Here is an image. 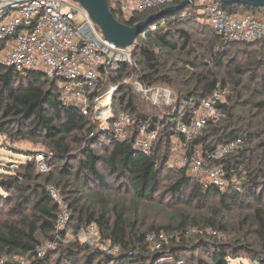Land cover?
<instances>
[{"label": "trees", "instance_id": "obj_1", "mask_svg": "<svg viewBox=\"0 0 264 264\" xmlns=\"http://www.w3.org/2000/svg\"><path fill=\"white\" fill-rule=\"evenodd\" d=\"M181 1L176 0L174 4ZM164 7L139 12L127 22L109 1V8L116 18L129 25L144 20ZM192 8L191 4L183 11L156 20L153 24L156 29L149 26L138 36V43L133 46L135 65L122 63L114 74V80H119L137 71L138 80L143 85L166 84L178 93L175 104L167 105V112L164 113L154 109H139L135 95L129 89L131 85H121L117 105L133 118L127 140L115 138L111 130L98 131L93 119L83 113L80 105L65 103L57 78L51 79L39 70L22 72L0 63V130L12 136L16 133L28 140L39 139L50 152L47 159L49 165L55 167L45 177L46 184L30 183L42 176L33 175L32 172L12 173L7 168L8 172L2 173L0 186L4 189L26 190L29 193L21 194L23 200L20 203L25 204L30 194L39 198L33 204L38 211L32 217L21 212V220L26 225L20 221L0 225V257L3 254L7 257L2 264H23L16 257H25L27 254L28 261L24 264H48V255H38L37 246L40 242L37 233L41 231L53 239L59 231L57 225L63 211L61 203L55 201L48 191L46 185L51 182L62 190L64 200L69 202V211L72 212V220L76 221V228L96 223L103 237L121 248L120 253L110 255L99 249H91L87 244H70L65 249V258L70 261L76 259L75 246H78L86 252L83 264H94L97 258L106 264H157L162 257H168L169 261L184 259L191 263L193 259L181 253L200 249L207 257L199 256L198 261L193 260L195 264H234L233 261L240 257L238 251L258 246L261 251L255 258H262L264 264V39L241 43L227 40L206 22L213 42L219 45L218 50L215 47L209 49L213 65L210 67L207 64L200 72L181 69L177 66L178 58L174 54L188 46L193 34L179 27V39L173 36L177 25L187 24L193 19L183 14ZM224 8L264 15V7L236 4L224 5ZM180 40H183L182 46ZM250 44H255V49L241 53L244 55L241 61L232 58L230 50ZM3 45L4 42H0V50ZM190 66L195 64L191 63ZM228 87L231 95L220 104L225 115L216 122L210 121L193 144L211 150L241 137L242 145L223 159L231 178L234 175L240 181L241 190L237 189V184H232L228 190L222 191L216 186L205 184L189 168L179 167L176 178L166 189L176 203H181L184 198L186 201L195 198L199 201L197 204L201 211L206 207L202 201L217 197L226 211H218L214 219L184 214L179 221L150 226L146 231L136 219H132L124 203L113 199L112 192L116 191V184L119 185L122 180L133 192L131 208L134 212L139 210L141 201H152L167 162H161L159 154L162 149L168 154L171 152L172 138L178 135V121H189L194 108L203 99L218 89ZM245 98H250L251 104H254L250 110L238 112L241 107L239 103ZM143 125L148 129L159 128V136L151 154L134 146L135 137ZM255 141V148L250 147L249 143L253 145ZM95 146L102 147L104 152L96 151ZM255 153L258 154L254 159ZM163 157V160L168 158L165 154ZM112 178L114 181L110 182ZM244 199L254 201L253 205L249 203L251 208L256 206L251 216L252 223L257 227L249 229L252 232L245 235L249 243L240 241L236 234L228 242L208 239L200 234L193 238L187 234L193 227L224 231L227 226L217 219L225 213H231L234 206H242ZM28 204H32V199ZM20 207L17 204L15 210ZM246 220L247 217L244 222ZM248 225L250 228L251 223L248 222ZM176 230L180 231L178 240H171L169 246L167 244L168 247L161 251L153 250L147 241L150 232L171 233Z\"/></svg>", "mask_w": 264, "mask_h": 264}, {"label": "built area", "instance_id": "obj_2", "mask_svg": "<svg viewBox=\"0 0 264 264\" xmlns=\"http://www.w3.org/2000/svg\"><path fill=\"white\" fill-rule=\"evenodd\" d=\"M117 9L125 21L129 22L135 14L159 6L175 5L176 0H108ZM201 10V16L209 20L227 40L252 42L264 39V15H254L240 10H227L221 0H196L192 3ZM193 10L185 11L191 15ZM197 14V12H195ZM164 25V23L162 24ZM156 29L155 25H152ZM0 63L14 67L22 72L39 70L51 79H58L62 99L65 103L78 104L85 115L91 114L103 125V131L111 130L115 138L127 140L130 137L132 115L125 111L115 114L113 92L118 87L105 77L112 69H119L122 63H132V51L121 49L104 39L86 9L73 0H32L17 9L10 10L0 21ZM140 90L145 92L141 85ZM220 90L214 91L203 99L189 121L177 123V142L173 149L177 152L176 162L187 167L205 184L226 191L232 184L241 190L236 176L229 175L223 159L237 150L243 143L241 137L229 140L214 149H205L193 144L202 130L212 121H217L223 113L220 106ZM157 91L154 98L169 100L170 92L164 96ZM159 136V128L140 127L134 146L148 154L153 153ZM42 171H49L48 165L39 160ZM51 197L60 202L63 208L59 217L58 229H63L70 217L63 195L57 186H48ZM86 240L93 247L99 246L100 229L96 223L84 227ZM194 230L193 232H195ZM192 231H187L191 234ZM211 236L221 237L222 231L212 229ZM179 234L153 231L147 235V241L153 250L161 251ZM104 246L110 255L121 252L119 245L111 240ZM38 255H42L41 251ZM23 259L22 263H26ZM263 259L255 261L262 264ZM157 264H188L184 259L169 261L162 257Z\"/></svg>", "mask_w": 264, "mask_h": 264}, {"label": "rangeland", "instance_id": "obj_3", "mask_svg": "<svg viewBox=\"0 0 264 264\" xmlns=\"http://www.w3.org/2000/svg\"><path fill=\"white\" fill-rule=\"evenodd\" d=\"M192 14L189 15V17H192L190 22L187 24H181L177 25L175 27V34L174 38L179 39V35H177L178 28H184L189 33L193 34L191 42L188 44L186 48H181L180 52H176L174 54V57H177V66L181 69H192V71L200 72L202 71V68L204 66H207V64L211 67L213 65V62L210 61V47H215L216 50L219 49V45L213 42L212 40V34L211 31L206 27V22H209V20L201 16V10L197 6H193ZM197 12V14H195ZM149 16V15H148ZM147 16V17H148ZM180 46L183 45V40H180ZM241 43V42H239ZM255 44H250L248 46H242L239 47L236 50H230V53L232 55V58H236L237 61H241L242 58H244V55H241L246 50L255 49ZM234 48V47H233ZM241 55V56H240ZM132 63H129L130 65L134 66L135 62L133 60V57L131 56ZM210 62V63H207ZM191 63L195 64V66H190ZM198 65V66H197ZM235 65V64H233ZM208 66V67H209ZM118 71V69H112L109 71L108 76L105 77V82L108 83L107 89L111 87V82L117 84V88L113 92V99H114V111L115 114L122 111L119 106L117 105V98L119 97V89L120 86L123 84H128L130 86L131 93L135 95L136 98V105L139 109L146 108V109H154L159 110L161 112H167V105L175 104L176 102V94L177 91L167 86L166 84H155L154 86H146L143 85L138 80L137 71H132V73L129 76H125L119 80H114L113 77L114 74ZM139 85L142 86V88L145 89V92L140 90L138 87ZM220 90V103H223L226 101L227 96L231 95V89L230 87L226 89H219ZM161 92L162 96H164V92H170L171 97L169 100L159 101L154 98L155 92ZM201 104V103H200ZM240 108H238V112L240 111H248L250 108H252V105L250 102V98H245L244 101H241ZM198 105L193 110V115L197 109H199ZM193 108V107H192ZM183 109L181 108V111ZM224 112L222 113V116L218 119L220 120L224 116ZM88 117L91 119L94 118L93 115L88 114ZM217 120V121H218ZM98 131H103V125L99 123L97 119H93ZM212 122H216L213 121ZM177 137L174 136L172 138V143L177 142ZM257 141H255L252 144L249 143V146L252 148H255V144ZM257 148V147H256ZM96 151L98 152H104L103 148L100 146H95ZM154 151V149H153ZM48 148L40 142L39 139L28 140L23 138L20 135H17L16 133H13V136L10 135L8 132L0 130V177H2V173H7V168L11 169L12 173L15 172H21L24 174L32 172L33 175H42L38 178L33 179L30 183H44L45 177L48 175V172L52 171L54 169V166H50L48 163V156H49ZM164 154L168 156V158L163 160ZM258 153H255V156L253 155L254 159L257 157ZM176 155L177 152L173 149L168 154L164 149L160 151L159 158L160 161H167L166 166H163L165 168V171L162 175L161 182L156 189V192L154 194V198L152 201H141L139 205V210L136 212L133 211L131 200L134 197L133 192L129 189V187L126 184L122 183V180H120L119 185L116 184L115 188L116 191L112 192L113 199L120 200L121 203H124L126 205V209L128 212H130L132 219H136V222L143 227L146 231L147 228L150 226H161V225H167L174 221H179L180 217L184 214H190L191 216H197L199 215L201 218L203 217H210L215 218V215L218 211L223 212L226 211V209L222 206L221 202L218 200L217 197H209L202 201L205 202L206 207L203 208V210L199 211V204H197L199 201L195 198L191 199L190 201H186L183 199L181 203H176L171 196H169L166 192V189L170 183L174 181L177 175V168L180 166L176 162ZM48 165L49 171L44 172L40 168L39 160H42ZM110 182L114 181L113 178L109 179ZM53 185L55 186V183L51 182L47 184L48 186ZM63 195L62 190L60 191ZM28 193L26 190H6L2 186H0V225H3L6 222H16L20 221L22 224L24 223L21 220V212L27 213L29 217H32L33 213H37V206L33 207V204L35 201L39 200L37 195L30 194L28 200L24 203H20L23 199L21 194ZM189 194V190L187 195ZM29 195V193H28ZM32 199V204H28L29 200ZM63 199H65V196L63 195ZM65 201V205L70 209L69 202ZM255 204L252 199H244V203L242 206H234L233 211L231 213H225L221 216V218H218L217 220L220 221L222 224H224L226 229L223 231L221 229H218L219 231H222L221 237L213 238L210 235V232L212 229L211 227H193L190 228L189 231H192L190 234V237H196L197 235H203L207 237L208 239L211 238L212 240H219L228 242L230 240V237L234 236L236 234L237 238H240V241H245L249 243L246 240L245 235H247L249 232H252L253 229H255L257 226L256 224L252 223V213L256 206L254 208H251V205ZM17 204H20L21 207L19 210H15V206ZM35 205V204H34ZM70 217L68 221L66 222V225L63 227L62 230L58 231V233L54 236L53 239H49L47 236H45L41 231L37 233V238L40 242V244L37 246V252L41 251L42 256H47L49 258L48 264H83L86 252L83 250V248H79L78 246H75V249L77 250V256L76 259L73 261H70L66 259V251L65 249L70 244H79L84 245L87 244L91 249H99L101 251H104V246L109 242V239H106L103 237V235L100 233L99 238V246L93 247L89 245L88 241L86 240V231L84 230L83 226L82 228H76V221L72 220V212L69 211ZM62 214V213H61ZM60 214V215H61ZM246 222L244 220L246 219ZM248 222L251 223V227L249 228ZM26 225V224H23ZM58 226V225H57ZM252 229V230H249ZM196 230L195 232H193ZM177 234L180 233V231H173ZM171 232V233H173ZM251 236V235H250ZM249 236V237H250ZM257 236V234H256ZM253 237V235H252ZM258 238V236H257ZM248 239V238H247ZM171 242V241H170ZM250 245V244H249ZM169 246V244H168ZM166 246V247H168ZM168 249V248H167ZM261 251L258 246H253V249L247 248V250H241L238 251L237 255H240V257L236 260H234V264H256L255 261L259 260L260 258H255V255H258ZM105 252V251H104ZM3 254V253H2ZM64 255V256H63ZM181 255L188 256L189 259L192 258L195 261H198V257H207V254L203 250H191L181 253ZM194 255V256H193ZM29 254H27L25 257H16L17 260H20L22 262L23 259H27ZM193 256V257H192ZM7 257L3 254L0 257V264L5 262ZM187 262L188 264H195V262ZM98 261V262H97ZM172 261V260H171ZM94 264H106L103 261H99L97 258L95 260ZM110 264V263H108Z\"/></svg>", "mask_w": 264, "mask_h": 264}, {"label": "water", "instance_id": "obj_4", "mask_svg": "<svg viewBox=\"0 0 264 264\" xmlns=\"http://www.w3.org/2000/svg\"><path fill=\"white\" fill-rule=\"evenodd\" d=\"M32 0H0V21L13 9H17L23 4ZM88 12L97 29L103 34L104 39L118 48L128 51L133 50V46L138 43V36L152 26L156 20L183 11L187 6L196 0H183L178 4L169 5L160 11L150 14L144 20L133 25L120 22L109 8L108 0H73ZM225 6L236 4L251 7H264V0H221Z\"/></svg>", "mask_w": 264, "mask_h": 264}]
</instances>
